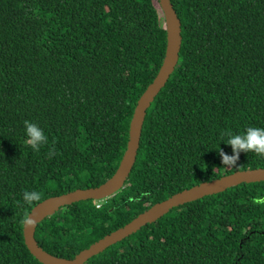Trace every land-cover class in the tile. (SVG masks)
Here are the masks:
<instances>
[{"label":"trees","instance_id":"obj_1","mask_svg":"<svg viewBox=\"0 0 264 264\" xmlns=\"http://www.w3.org/2000/svg\"><path fill=\"white\" fill-rule=\"evenodd\" d=\"M170 3L178 61L146 110L132 169L112 196L61 207L36 226L53 256L73 258L179 191L264 168L255 153L241 152L234 167L219 155L233 154L225 130L264 128V0ZM164 47L158 0H0V264H40L23 242L25 213L114 173ZM25 120L48 137L39 152L25 143ZM256 187L264 182L172 208L84 264H264ZM23 190L42 199L28 206Z\"/></svg>","mask_w":264,"mask_h":264},{"label":"water","instance_id":"obj_2","mask_svg":"<svg viewBox=\"0 0 264 264\" xmlns=\"http://www.w3.org/2000/svg\"><path fill=\"white\" fill-rule=\"evenodd\" d=\"M164 20L165 47L161 65L145 90L137 99L128 126L125 150L114 173L100 185L93 188L76 189L64 194L49 197L36 204L28 213L37 223L32 229L22 226L23 242L29 254L40 264H84L89 258L102 252L107 247L134 234L141 227L153 223L168 213L172 208L189 203L205 196L217 194L240 184L264 182V168L245 169L220 176L210 181L201 182L188 189L179 191L159 201L139 213L130 222L110 232L81 250L73 258H59L44 251L34 239L36 226L59 208L87 200H103L119 191L127 179L135 162L139 147L142 124L146 110L155 96L163 88L172 74L181 44V26L170 0H158Z\"/></svg>","mask_w":264,"mask_h":264},{"label":"clouds","instance_id":"obj_3","mask_svg":"<svg viewBox=\"0 0 264 264\" xmlns=\"http://www.w3.org/2000/svg\"><path fill=\"white\" fill-rule=\"evenodd\" d=\"M23 125L27 137L25 143L30 146L33 151L39 152L41 146L48 144V137L37 123L25 120ZM221 136L228 137L225 144L231 146L233 153L232 155H228L222 150L219 151L224 166L234 167L239 160L241 152L255 153L257 156L264 157V128L262 127L249 126L241 134H234L231 130H225L221 133ZM56 154L58 153L54 147L49 149V158H52V156ZM22 195L23 203L28 206H32L34 203L42 199V193L37 190H23ZM252 203L264 205V197L257 196L253 198ZM100 206V203L96 204L97 208ZM36 223V219L27 212L21 220V224L26 230L32 229Z\"/></svg>","mask_w":264,"mask_h":264},{"label":"rangeland","instance_id":"obj_4","mask_svg":"<svg viewBox=\"0 0 264 264\" xmlns=\"http://www.w3.org/2000/svg\"><path fill=\"white\" fill-rule=\"evenodd\" d=\"M256 189H258L260 193L264 192L260 187H256Z\"/></svg>","mask_w":264,"mask_h":264}]
</instances>
